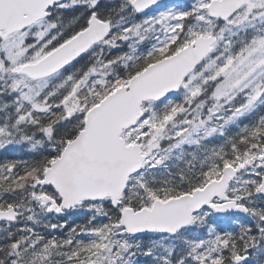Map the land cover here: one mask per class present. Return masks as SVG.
<instances>
[{"label": "snow or ice", "instance_id": "obj_1", "mask_svg": "<svg viewBox=\"0 0 264 264\" xmlns=\"http://www.w3.org/2000/svg\"><path fill=\"white\" fill-rule=\"evenodd\" d=\"M17 149L0 264H248L264 0H0V151Z\"/></svg>", "mask_w": 264, "mask_h": 264}, {"label": "trees", "instance_id": "obj_2", "mask_svg": "<svg viewBox=\"0 0 264 264\" xmlns=\"http://www.w3.org/2000/svg\"><path fill=\"white\" fill-rule=\"evenodd\" d=\"M248 122L249 121H245V123H248ZM10 159L31 160L32 158L25 151H21L19 149H17L14 152L0 151V163H4L6 160H10ZM74 223H83V217L74 216L72 221L69 222V227H71ZM65 231L67 230L65 229Z\"/></svg>", "mask_w": 264, "mask_h": 264}, {"label": "flooded vegetation", "instance_id": "obj_3", "mask_svg": "<svg viewBox=\"0 0 264 264\" xmlns=\"http://www.w3.org/2000/svg\"><path fill=\"white\" fill-rule=\"evenodd\" d=\"M260 264H264V254H262V257H261V262Z\"/></svg>", "mask_w": 264, "mask_h": 264}, {"label": "water", "instance_id": "obj_4", "mask_svg": "<svg viewBox=\"0 0 264 264\" xmlns=\"http://www.w3.org/2000/svg\"><path fill=\"white\" fill-rule=\"evenodd\" d=\"M162 1H166V0H161V2H162Z\"/></svg>", "mask_w": 264, "mask_h": 264}]
</instances>
